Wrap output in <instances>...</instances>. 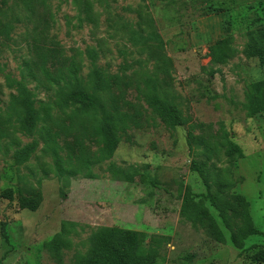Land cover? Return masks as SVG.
Here are the masks:
<instances>
[{
  "label": "rangeland",
  "instance_id": "374dc122",
  "mask_svg": "<svg viewBox=\"0 0 264 264\" xmlns=\"http://www.w3.org/2000/svg\"><path fill=\"white\" fill-rule=\"evenodd\" d=\"M85 1L93 5L92 21L71 0H32L30 8L23 0H0V264H59L44 243L64 223L72 231L69 245L59 249L62 264H74L93 231L113 226L144 233L157 246L156 264H256L248 260V247L264 246V235L249 236L246 249H238L231 242L243 226L236 209L226 210L227 230L215 207L203 203L217 216L221 243L201 210L192 204L183 212L182 204L188 191H208L191 164L193 158L205 159L190 154L187 133L219 135L224 127L244 156L205 160L209 191L230 201L235 194L244 196L255 228L264 233V120L248 117L242 106L247 84L264 75V59L243 53L264 26V0ZM224 37L230 38L233 53L224 65H210L208 48ZM91 50L110 83L107 102L112 105L114 99L128 117L111 160L145 171L132 183L113 177L108 161L94 163L88 173L59 178L39 137L21 133L7 117L15 91L6 76L23 79L35 99L45 101L56 88L47 90L45 72L56 77L74 62L85 75ZM146 74L156 75L174 96L187 120L184 126L168 127L148 107L139 90ZM52 113L48 127L64 167L74 166L82 151L97 156L101 145L87 124ZM34 141L29 160L15 164L19 147L14 142ZM32 191L41 193L39 208H20L18 194Z\"/></svg>",
  "mask_w": 264,
  "mask_h": 264
},
{
  "label": "trees",
  "instance_id": "16d2710c",
  "mask_svg": "<svg viewBox=\"0 0 264 264\" xmlns=\"http://www.w3.org/2000/svg\"><path fill=\"white\" fill-rule=\"evenodd\" d=\"M46 1L39 0L42 4H45ZM71 1L80 13L85 15V19L92 21L90 11L93 5L89 1ZM23 3L30 8L32 0H23ZM5 27L11 29L10 25ZM148 34L149 40L158 41L161 45L157 35ZM232 53L230 38L218 39L208 48L209 64L224 65ZM243 53L248 58L264 59V26L260 27L256 39H250V43L246 45ZM88 57L90 58V69L85 75H81V66L74 62H71L65 71L56 77L45 72V79L50 84V89L47 90L50 91L53 90L52 87H56L54 96H50L45 101L36 100L34 93L26 87L23 79L6 76L8 87L14 88L15 91L10 94L6 106L7 117L13 119L21 133L36 134L39 137L43 144L42 151L51 157L54 173L59 178L67 179L80 173H88L90 166L94 163L108 161V170L113 177L132 183L136 176L144 178L145 171L133 166L122 168L116 166L111 160L120 142L119 134L126 129L125 124L128 117L126 113H122L117 108L114 99H112V105L107 102L106 98L111 87L104 71L96 65V52L91 50ZM141 85L139 90L145 102L165 125L171 128L185 125L187 120L175 103L174 96L163 89L156 75L146 74L141 79ZM242 106L248 117L264 120V75L247 84ZM56 110L69 121L77 120L82 122L84 127L87 124L90 132L101 145L96 157H90L82 151L74 166L69 164L64 167V162L58 153L56 139L48 127V123L53 119L52 111ZM206 136H195L192 132L187 133L186 142L193 157H202L206 161L212 160L213 157L219 158L221 155L234 161L243 158L242 149L229 137L224 127H221L219 135L209 133ZM14 144L19 147L13 154L17 165L27 162L37 147L36 141L22 146L19 142H14ZM205 160L198 162L193 158L191 164L193 170L202 177L208 191L204 194L188 191L184 196L182 211L186 212L192 204L196 205L204 215L215 238L223 243L225 242L224 232L217 222V216L229 230L226 210L236 209L237 215L243 221V226L235 236L231 237V242L238 249L244 250L246 249L244 247L245 240L249 236L264 235V233L255 228L250 214V204L244 196L235 194L230 201L221 197L220 194H212L209 191L208 173L204 169ZM7 197H12L11 189L7 191ZM17 200L20 208L35 211L41 204L42 196L39 191L28 192L25 195L19 193ZM206 202L215 207L217 216L209 212V209L203 205ZM63 225L65 227L60 233L44 243L45 248L55 255L59 264H62L60 246L69 245L67 234L72 231L71 224L64 223ZM248 248L250 250L247 253L248 260L256 264H264V246L254 245ZM158 258L156 244L153 241L148 242L144 233L113 226L100 227L93 231L88 238L87 249L75 255L74 264H156Z\"/></svg>",
  "mask_w": 264,
  "mask_h": 264
}]
</instances>
